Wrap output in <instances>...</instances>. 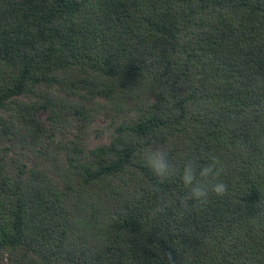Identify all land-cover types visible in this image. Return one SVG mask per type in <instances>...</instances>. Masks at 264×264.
<instances>
[{
    "label": "trees",
    "instance_id": "16d2710c",
    "mask_svg": "<svg viewBox=\"0 0 264 264\" xmlns=\"http://www.w3.org/2000/svg\"><path fill=\"white\" fill-rule=\"evenodd\" d=\"M212 157L226 194L182 208L184 163ZM163 253L264 264V0H0V264Z\"/></svg>",
    "mask_w": 264,
    "mask_h": 264
},
{
    "label": "clouds",
    "instance_id": "9594fccd",
    "mask_svg": "<svg viewBox=\"0 0 264 264\" xmlns=\"http://www.w3.org/2000/svg\"><path fill=\"white\" fill-rule=\"evenodd\" d=\"M144 160L162 182L177 173L175 165L169 160V150L160 145L148 148L144 153ZM222 172L223 166L218 157H212L210 162L203 166L198 165L193 159L187 160L180 172V180L187 189L180 197L181 207L187 209L189 202L204 205L210 195L226 194L228 186L219 179ZM162 256L164 264H174L171 253H163Z\"/></svg>",
    "mask_w": 264,
    "mask_h": 264
},
{
    "label": "rangeland",
    "instance_id": "374dc122",
    "mask_svg": "<svg viewBox=\"0 0 264 264\" xmlns=\"http://www.w3.org/2000/svg\"><path fill=\"white\" fill-rule=\"evenodd\" d=\"M40 118H45L44 112L40 114ZM91 129L92 131L88 138V142L90 145L109 142L113 127L110 118L107 114H99Z\"/></svg>",
    "mask_w": 264,
    "mask_h": 264
}]
</instances>
